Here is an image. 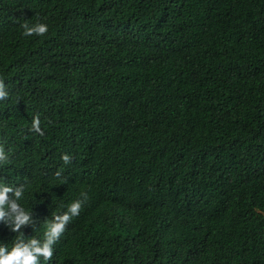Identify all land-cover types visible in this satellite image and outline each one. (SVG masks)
I'll list each match as a JSON object with an SVG mask.
<instances>
[{
    "label": "trees",
    "instance_id": "1",
    "mask_svg": "<svg viewBox=\"0 0 264 264\" xmlns=\"http://www.w3.org/2000/svg\"><path fill=\"white\" fill-rule=\"evenodd\" d=\"M0 82L37 215L90 193L47 264H264V0H0Z\"/></svg>",
    "mask_w": 264,
    "mask_h": 264
},
{
    "label": "clouds",
    "instance_id": "2",
    "mask_svg": "<svg viewBox=\"0 0 264 264\" xmlns=\"http://www.w3.org/2000/svg\"><path fill=\"white\" fill-rule=\"evenodd\" d=\"M22 28L25 36L43 35L48 31V25L43 23L32 26L24 23ZM5 96L7 92L0 82V98ZM28 125L40 139L23 150L34 147L37 152L40 150L38 144L48 149L50 146L43 140L47 137L39 116H31ZM2 145L0 143V229H7L10 235L16 236L11 245L0 241V264H47L54 257L59 241L86 209L90 193L83 190L60 207L37 215L34 202L41 200L50 180L48 162H43L40 155L39 164L28 165V159L20 153L18 167L11 171L12 156ZM61 159L67 164L71 157L65 153Z\"/></svg>",
    "mask_w": 264,
    "mask_h": 264
}]
</instances>
